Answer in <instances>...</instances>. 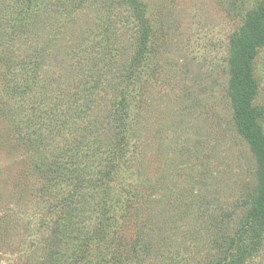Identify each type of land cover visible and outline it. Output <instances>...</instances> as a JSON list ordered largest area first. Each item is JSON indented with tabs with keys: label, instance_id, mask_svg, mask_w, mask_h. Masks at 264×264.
I'll use <instances>...</instances> for the list:
<instances>
[{
	"label": "rangeland",
	"instance_id": "obj_1",
	"mask_svg": "<svg viewBox=\"0 0 264 264\" xmlns=\"http://www.w3.org/2000/svg\"><path fill=\"white\" fill-rule=\"evenodd\" d=\"M264 0H0V264H264V165L230 92ZM264 136V45L251 61Z\"/></svg>",
	"mask_w": 264,
	"mask_h": 264
},
{
	"label": "trees",
	"instance_id": "obj_2",
	"mask_svg": "<svg viewBox=\"0 0 264 264\" xmlns=\"http://www.w3.org/2000/svg\"><path fill=\"white\" fill-rule=\"evenodd\" d=\"M230 59V92L233 100L235 119L239 129L255 146L264 165V136L259 120L262 113L253 106L255 82L251 71V61L256 49L264 45V7L251 14L242 31L232 39ZM0 209V245L13 237L12 222L6 220Z\"/></svg>",
	"mask_w": 264,
	"mask_h": 264
}]
</instances>
